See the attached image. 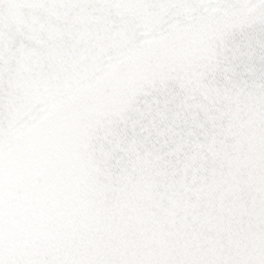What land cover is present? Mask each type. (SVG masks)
<instances>
[{
	"label": "snow or ice",
	"instance_id": "obj_1",
	"mask_svg": "<svg viewBox=\"0 0 264 264\" xmlns=\"http://www.w3.org/2000/svg\"><path fill=\"white\" fill-rule=\"evenodd\" d=\"M0 264H264V0H0Z\"/></svg>",
	"mask_w": 264,
	"mask_h": 264
}]
</instances>
